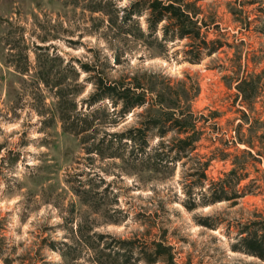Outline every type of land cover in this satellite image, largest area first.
I'll list each match as a JSON object with an SVG mask.
<instances>
[{
  "label": "rangeland",
  "instance_id": "1",
  "mask_svg": "<svg viewBox=\"0 0 264 264\" xmlns=\"http://www.w3.org/2000/svg\"><path fill=\"white\" fill-rule=\"evenodd\" d=\"M137 1L0 0V264H264V0H183V39Z\"/></svg>",
  "mask_w": 264,
  "mask_h": 264
},
{
  "label": "trees",
  "instance_id": "2",
  "mask_svg": "<svg viewBox=\"0 0 264 264\" xmlns=\"http://www.w3.org/2000/svg\"><path fill=\"white\" fill-rule=\"evenodd\" d=\"M141 5H146V9L151 11V19L150 22L152 24V28L156 27L160 22L162 21H169L172 25L173 31L177 33V36H179L180 39L183 38H190L193 34H195L197 37L200 38L202 35L200 27L197 25L198 21H194V16H198L199 13H194L192 15V11H190L189 6L186 5V3L183 2V0H139L134 4L133 7V14L135 13H141L138 12L139 10H143L141 8ZM190 24H194V29L190 27ZM196 25V26H195ZM196 27V29H195ZM198 29V31H197ZM197 31V33H195ZM206 44V43H205ZM203 48L202 46L198 47V49ZM201 53H198L195 55V57L192 59V62L199 63L201 59L199 58ZM248 86H252V80L250 81H244L241 82L237 86V90L239 91L240 95H243L245 98L247 94H251V90L248 88ZM252 90H254V87H252ZM123 100H125L126 105L129 109L135 108V107H143L145 106V101L138 99L134 100L130 96H123ZM179 125L188 126L190 123H184V120H177ZM187 127L185 128V131H181L180 134H188ZM134 138V137H133ZM193 137L188 136L185 139H180L179 143L181 144L180 149L185 148V146L189 145V141H191ZM252 155V152H249ZM259 159H262L264 157V153H258ZM209 168V164L205 163L200 168L201 172V182L205 183L208 182L209 184L207 186H204V190L207 192L209 197L206 198L205 201H203V204H212L218 201L222 200H233L238 198L235 197H229L228 193L229 190L232 188H235L242 179L235 177L237 174V168H234L230 171V173L226 174L225 179H221L219 182L210 181L208 179V176L206 174V171ZM235 190V189H234ZM237 191L235 190V193ZM237 194V193H236ZM195 205H187L189 210H192ZM202 226L213 229L215 228L214 225L209 223V220H204L201 223ZM246 234V236H243L240 240V244L242 245V251L245 254L258 257L262 260H264V235H259V233H255L253 231H244L241 233V235ZM168 251H170V248H167ZM165 256V255H164ZM157 258H161L157 257ZM168 258V257H167ZM169 262V260H168ZM150 263H155V261H150Z\"/></svg>",
  "mask_w": 264,
  "mask_h": 264
}]
</instances>
